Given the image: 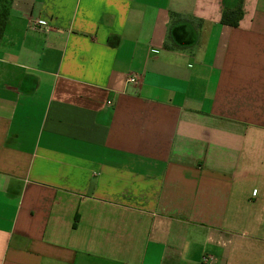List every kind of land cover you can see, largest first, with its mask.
Wrapping results in <instances>:
<instances>
[{
  "label": "crops",
  "instance_id": "obj_1",
  "mask_svg": "<svg viewBox=\"0 0 264 264\" xmlns=\"http://www.w3.org/2000/svg\"><path fill=\"white\" fill-rule=\"evenodd\" d=\"M206 255L264 264V0H12L0 264Z\"/></svg>",
  "mask_w": 264,
  "mask_h": 264
},
{
  "label": "trees",
  "instance_id": "obj_2",
  "mask_svg": "<svg viewBox=\"0 0 264 264\" xmlns=\"http://www.w3.org/2000/svg\"><path fill=\"white\" fill-rule=\"evenodd\" d=\"M11 1L4 0V4L2 3L4 7L0 6V37L4 33L6 27V21L10 13ZM243 16V1H240L237 7L233 9L226 8L224 10L221 18V23L232 28L238 27L243 19Z\"/></svg>",
  "mask_w": 264,
  "mask_h": 264
},
{
  "label": "built area",
  "instance_id": "obj_3",
  "mask_svg": "<svg viewBox=\"0 0 264 264\" xmlns=\"http://www.w3.org/2000/svg\"><path fill=\"white\" fill-rule=\"evenodd\" d=\"M30 27L34 30H38L40 33L47 34L50 30H52V26L50 25V22L45 19H35L30 21ZM141 78L138 75L129 76L127 78V82L129 84H138L140 83ZM213 261V257L206 255L202 258L203 264H208Z\"/></svg>",
  "mask_w": 264,
  "mask_h": 264
},
{
  "label": "rangeland",
  "instance_id": "obj_4",
  "mask_svg": "<svg viewBox=\"0 0 264 264\" xmlns=\"http://www.w3.org/2000/svg\"><path fill=\"white\" fill-rule=\"evenodd\" d=\"M0 2H1V0H0ZM4 4V0H2V2L0 3V6H3V4ZM4 7V6H3Z\"/></svg>",
  "mask_w": 264,
  "mask_h": 264
}]
</instances>
